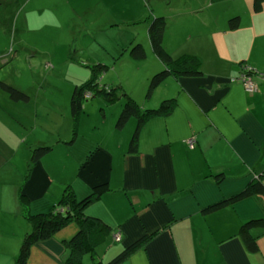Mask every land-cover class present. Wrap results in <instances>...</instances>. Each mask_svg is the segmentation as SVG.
<instances>
[{"label": "crops", "instance_id": "crops-1", "mask_svg": "<svg viewBox=\"0 0 264 264\" xmlns=\"http://www.w3.org/2000/svg\"><path fill=\"white\" fill-rule=\"evenodd\" d=\"M231 2L209 55L199 50L191 53L200 59L204 75L168 76L147 94L150 99L141 104L137 101L144 111L176 100L171 112L151 116L142 126L137 153L129 152L136 117L124 127L127 134L123 128L122 133H112V140L97 138L77 148L80 137L75 133L70 136V130L63 136L65 124L56 132L40 121L43 105L30 98L27 109H22L2 97L10 100L8 111L23 114L19 116L22 123H41L45 135L26 138L27 133L15 127L17 133L10 139L14 127H9L6 117L5 123H0V264H16L31 230L21 193L30 200L29 211L37 214L56 206L68 186L81 199L103 182L109 183L111 193L92 204L87 214L102 219L112 231L97 247L99 252L85 253L75 264H95V259L107 263L143 238V245L122 264H264V229L251 232L257 242L255 252L240 234L246 222L264 218V195L231 202L249 182L260 179L264 184V82L253 94L239 81L241 64L264 72V0L258 11L255 0ZM24 3L0 0V24L7 26L6 33L16 16L14 11ZM25 6L24 10L31 6V13L44 9L30 0ZM236 17L239 27L231 29L230 20ZM162 68L160 62L155 71ZM124 94H118V101L125 98L119 111L126 102ZM4 113L0 109L1 119ZM51 121L62 125L60 120ZM117 133L119 140L114 142ZM191 139L195 140L193 147ZM55 141L63 145L56 142L55 147ZM46 145L54 148L30 171L29 155ZM53 151L63 155L58 162L70 173L57 190L58 200L51 193L55 168L48 156ZM89 153L94 155L91 159ZM73 170L75 178L71 179ZM219 203L222 206L210 210ZM78 230L71 224L54 238L35 244L29 264H72L69 242ZM118 234L120 242L115 240Z\"/></svg>", "mask_w": 264, "mask_h": 264}, {"label": "rangeland", "instance_id": "rangeland-1", "mask_svg": "<svg viewBox=\"0 0 264 264\" xmlns=\"http://www.w3.org/2000/svg\"><path fill=\"white\" fill-rule=\"evenodd\" d=\"M31 1L39 2L44 9L31 13V6L24 10V3L14 11L16 16L8 33L7 26L0 24V82L23 89L33 103L43 105L39 114L42 123L49 124L48 127L56 132L62 131L65 124L62 135L69 130L72 137L76 133L80 137L77 148L97 138L112 140L115 131L122 133L125 129L123 133L127 134V128H116L122 112L119 111L121 101H125L123 96L120 101L109 102L104 96L95 95L85 100L77 122L72 117L71 99L75 88L92 79V69L96 65L101 64L104 69L103 84L118 88L117 93L130 94L141 104L142 100L150 99L147 97L150 82L160 65L148 40L149 21L156 17L168 20L163 44L176 58L183 54L193 55L191 53L198 52L195 50L208 56L215 45L214 36L222 26L223 15L232 3V0H219L214 4L213 0ZM136 43L145 48L143 60L131 56V46ZM240 66L245 68L248 65ZM4 95L10 98L0 90V109L5 112L0 123L4 124L6 117L9 127H14L9 131L10 139L17 133L15 127L19 128L18 132L27 133L26 138H42L45 135L43 125L22 123L19 116L23 114L6 109L7 102L12 99L5 101L2 99ZM15 103L22 109L29 105ZM37 115L34 114L35 119ZM53 118L60 120L62 125L57 122L52 125ZM119 135L116 134L114 142L119 140ZM56 142L63 145L55 141V147ZM25 150H21L20 158ZM93 156V153L87 155L90 159ZM62 157L59 151L48 156L50 165L55 168L50 175L54 181L51 193L57 200L58 188L66 175L70 176L58 162ZM73 178L75 170L71 173Z\"/></svg>", "mask_w": 264, "mask_h": 264}, {"label": "trees", "instance_id": "trees-1", "mask_svg": "<svg viewBox=\"0 0 264 264\" xmlns=\"http://www.w3.org/2000/svg\"><path fill=\"white\" fill-rule=\"evenodd\" d=\"M261 6L262 0H255L254 9L258 11L261 9ZM167 21L168 20L164 17H156L149 21L148 40L154 55L161 62L163 68L153 76L150 82L148 96H150L152 91L168 76L198 77L204 75L201 68V61L198 57L183 55L174 59L166 50L163 41L168 25ZM230 27L231 29H237L239 27L238 17L230 20ZM131 47V56L135 60H143L146 57V51L142 44H132ZM100 65L101 64L96 65L95 68L92 69L93 76L87 84L75 88L71 99L72 117L75 122H77L80 114L83 112L85 100H88L85 98V94L92 93L91 98L99 94L104 96L109 102H115L119 98V93L116 92L117 90L119 91L118 88L115 89L110 85L103 84L102 72H104V69L100 67ZM0 90L8 94L15 102L26 103L30 100V97L23 92V90L15 88L5 82H0ZM124 95L126 96V102L118 118L116 127L122 130L131 118L136 117L138 119L137 127L129 147L130 153H137L139 132L142 126L151 116L171 112L176 100H166L157 109L142 111L134 98L127 94ZM51 151L52 146L48 145L35 148L30 160V171L43 156ZM219 177L220 176H218V178ZM110 193L111 187L109 183L103 182L94 186L87 196L78 199L71 186H68L56 206L47 212L37 214H33L29 211L30 200L24 193H21L20 202L24 209L25 217L30 223L31 230L23 240L21 252L17 258L16 264H29L31 250L35 244L54 238L71 224H76L79 230L69 242V248L71 250L70 263H77L78 259L85 253L94 254L97 247L105 242L112 228L99 217L89 216L87 211L92 204ZM261 194L264 195V184L260 179L254 180L248 183V186L243 192L233 197L231 202ZM220 206H222V203L215 204L210 210H215ZM255 229H264V218L246 222L240 231L241 237H243L249 250L253 252L257 250L256 239L251 233ZM145 240L146 239L143 238L135 244L124 248L123 251L107 263H104L101 259H95V264H122L143 245Z\"/></svg>", "mask_w": 264, "mask_h": 264}, {"label": "built area", "instance_id": "built-area-1", "mask_svg": "<svg viewBox=\"0 0 264 264\" xmlns=\"http://www.w3.org/2000/svg\"><path fill=\"white\" fill-rule=\"evenodd\" d=\"M239 81L243 85L245 91L248 93H258L260 89V82H264V72L258 71L256 69H253L250 66L243 67L239 76ZM92 93L85 94V98L89 99L91 98ZM189 144L191 147L194 146L195 140L191 139L189 141ZM116 241H120L121 237L120 235H116L115 237Z\"/></svg>", "mask_w": 264, "mask_h": 264}]
</instances>
